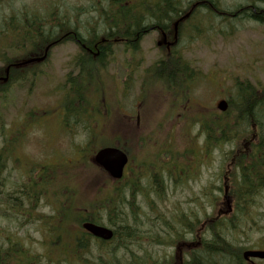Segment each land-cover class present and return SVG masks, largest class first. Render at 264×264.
<instances>
[{
    "label": "trees",
    "instance_id": "1",
    "mask_svg": "<svg viewBox=\"0 0 264 264\" xmlns=\"http://www.w3.org/2000/svg\"><path fill=\"white\" fill-rule=\"evenodd\" d=\"M243 1L245 4L231 10L221 0H91L88 5L72 7L71 12L58 6L41 11L30 5L0 16V76L10 64L41 55L55 42L73 40L85 45L73 58L74 70L66 74V94L61 103L67 131L85 135L83 144L74 149L77 156L69 167L38 163L34 159L22 166L17 157V149L22 146L25 152L29 133L45 112L30 111L26 119L21 118L19 126L9 128L0 114V130L5 134L0 149V207L5 205V210L0 208V214L19 222L21 227L39 222L48 238V243H43L47 246L46 254L40 255L28 249L18 234L15 238L8 236L6 246L0 242V264H44L45 258L47 264H216V259L221 257L228 258L231 264H247L243 258L247 247L234 242L232 236L235 231L243 230L249 218L253 220L259 214V205L264 201V86L248 80L237 81V96L229 100L228 110L219 115L211 113L201 120L206 136L203 147L190 144L183 152L167 148L156 153L158 162L153 164L151 192L139 188L138 182L144 177L140 170L131 169L132 174L113 180L91 161L97 149L107 145L118 146L132 161L135 159L130 141L137 142L132 138L123 140L121 135L108 136L99 125L98 117L107 120V113L99 103L106 98L104 86L110 77L108 68L115 59L116 45L122 43L125 53L136 57L151 28L168 30L194 4L189 21L182 25L188 32L179 30L180 36L188 34L190 42L204 33L200 17L205 13L207 19L245 18L264 24V0ZM0 5L10 6L9 0H0ZM185 49L183 44L179 50L147 67L144 81L162 83L180 94L186 92L191 75L181 65ZM127 66L133 67V63ZM39 74L35 64L12 68L8 82H0V99L5 102L15 86L23 88L28 84L31 91ZM178 77L182 83L177 82ZM145 92H142L143 101L148 100ZM69 124L79 127L73 130ZM226 144L232 148L222 153L225 164L221 177L223 185L228 181L234 212L215 223L209 222V215L203 222L196 212L191 214L193 211L182 210L181 214L170 216L159 213L155 197L162 200L166 194L169 188L166 177L175 186L184 183L183 179L192 177L198 170L194 165L200 168L204 157ZM129 175L130 181L126 183L124 180ZM139 195L149 206L145 218L137 201ZM126 207L131 210V217L126 214ZM41 208L48 211L40 215ZM86 220L113 227V239L99 241L83 231L81 224ZM201 221L207 225L204 228L209 236L199 233ZM158 245L176 247L175 255L153 256L148 249ZM56 248L59 259L52 257ZM179 249L186 252L182 261L177 260ZM66 253L70 257H65Z\"/></svg>",
    "mask_w": 264,
    "mask_h": 264
},
{
    "label": "rangeland",
    "instance_id": "2",
    "mask_svg": "<svg viewBox=\"0 0 264 264\" xmlns=\"http://www.w3.org/2000/svg\"><path fill=\"white\" fill-rule=\"evenodd\" d=\"M90 2L91 0H9L10 6L0 5V16L2 18L8 15L14 8L30 5L39 7L41 11L48 7L58 6L71 12L72 7L85 6ZM243 2V0H221V4L224 7L232 8L231 10H235L240 4H245ZM207 17L206 13L200 17V19L202 18L201 28L204 31L201 38L190 42V38L185 35L182 39L186 47L183 55L192 66L191 83L186 92L182 91L180 94L162 83L144 81L145 69L163 59L167 51L162 46H157V41H161L162 38L156 32L149 33L142 40L141 52L134 58L133 55H126L119 50L122 45L118 46L115 59L108 68L110 77L106 82V92L109 100L106 99L104 102L106 104L111 102V114L103 122H101L102 117H98V119L101 120V127L110 128L107 133L111 137L121 135L123 140L132 138L137 142L130 141L131 147L136 146L133 147L135 159H133L131 169L140 170L144 175L138 182V186L143 192L152 191L150 187L152 186L153 164L158 162L156 153L167 148L183 152L190 147V144L197 145L199 148L204 146L206 136L201 125L196 123V118L201 117L200 119H202L208 114L220 113L221 111L217 108L220 100L236 98L237 81L248 80L256 85L264 86V24L245 18H231L225 21L221 17L211 19H207ZM77 51V45L71 41L57 45L51 51L48 62L44 66L38 67L43 73L35 81L31 91L28 90V86L23 88L15 86L9 92L5 102L0 99V114L8 128L13 125L14 127L19 126L21 118L26 119L30 111L35 113L38 110L53 111L45 115L44 119L36 124L38 126H35L29 133V140L25 145V152L29 156L25 154L22 146L17 149V151L19 150L17 157L22 166L36 160L38 163H56L69 167L72 159L74 160L77 156L74 149L78 144H83L85 135H73L67 130L60 129L61 125L58 126L61 112H58L57 106L65 94L63 90L65 74L71 69L69 62ZM126 60H134V63L139 66L135 69L136 79L130 84L129 91L127 93L125 91V95L124 92L122 93L121 102L123 104L119 105L116 102V97L122 92L120 80H123L124 76L128 74ZM197 75L199 76L197 77ZM114 79H116L115 82ZM177 82L182 83L180 77L177 78ZM143 91H146L148 100L145 101L144 106H141L139 99H142ZM180 97L184 99L180 100L179 106L171 107L172 101L178 103ZM138 117L139 122L143 124L141 123V128L135 130L136 122L139 123ZM125 121L131 126L127 125L128 129L124 131L119 124ZM131 127L134 130L130 129ZM140 135L141 137L143 135L144 139L138 143ZM4 137L5 134L2 135L0 130V145ZM231 148V144H226L222 148L218 147L212 150L205 158V164L200 169L198 177L188 181V184H179L174 188L176 183L169 182V188L162 200L154 196L158 212L170 216L171 214H181L182 210L193 211L191 214L196 215V212L202 221L208 215L216 214L218 208H214L211 199L213 196H217L222 200L223 190L220 192L218 189L224 187L221 176L225 162L222 153ZM141 162H145V164L140 166ZM14 164L17 165V163ZM130 175L124 180L126 183L130 181ZM12 181L15 185L16 175ZM6 187L7 182L5 189ZM205 193H209L211 196L207 198ZM221 200L219 207L226 208L227 205H222ZM137 201L142 206L144 212L142 217L145 218V214L149 215V206L142 195L138 196ZM262 203L258 208L259 214L255 215L253 220L249 218V222L243 225V230L239 233L235 231L232 236L234 242L237 241L248 249L264 251V201ZM0 208L5 210V205ZM38 211L41 212V215L48 209L41 208ZM125 212L128 216H132L129 207L125 208ZM199 227L200 224L197 225V229ZM44 231L39 222L21 227L19 222H13L6 215L0 214V242L4 246L7 244L5 240L7 241L8 236L15 238V235L18 234L28 249H31L35 254L42 255L46 253L47 249L43 243H48ZM201 232L204 236L210 235L208 231ZM175 249L174 246L158 245L148 250L155 257H172L175 255ZM53 252L52 257L59 259V249L56 248ZM185 253H183V257ZM67 256L70 257L69 253H66L65 257ZM185 257L189 258L187 255ZM44 261V264L48 263L46 258ZM256 262L264 264V261L261 260H256ZM216 264H231V262L228 258L221 257L216 259Z\"/></svg>",
    "mask_w": 264,
    "mask_h": 264
},
{
    "label": "water",
    "instance_id": "3",
    "mask_svg": "<svg viewBox=\"0 0 264 264\" xmlns=\"http://www.w3.org/2000/svg\"><path fill=\"white\" fill-rule=\"evenodd\" d=\"M195 7V6H194ZM191 12L186 13L182 16L179 21L175 23V29L177 31L178 24L181 20H184L190 16ZM49 48H47L48 50ZM47 57L45 54L42 57H32L28 60H25L21 65L32 63V62H40L43 61ZM9 67L7 69V76L3 79L5 81L8 80ZM228 102L226 100H221L218 103V108L222 111H226L228 109ZM128 155L126 152L121 150L118 147L108 146L100 149L96 155L94 156L93 161L103 167L114 179H121L124 175L125 166L128 163ZM225 200L229 202V196H225ZM83 228L91 233L92 235L99 237L104 240H111L114 237V231L106 226L98 225L89 221L83 223ZM245 259H250L253 257L264 259V251L262 250H246L243 253Z\"/></svg>",
    "mask_w": 264,
    "mask_h": 264
},
{
    "label": "flooded vegetation",
    "instance_id": "4",
    "mask_svg": "<svg viewBox=\"0 0 264 264\" xmlns=\"http://www.w3.org/2000/svg\"><path fill=\"white\" fill-rule=\"evenodd\" d=\"M182 25L184 24V23H181ZM180 25V24H179ZM181 25V27L179 26V30H184V28H183V26ZM171 28H172V26L171 27H169V29L165 32V31H163V30H161L159 27H157L156 29H151V32H156V33H158V34H160L161 36H164V39L162 40V47H165L166 48V50H168L169 51V53H172L176 48L178 49V47H180V40H182V38H183V36H180L179 35V33H178V36H177V38L175 37V35H174V25H173V34L171 33ZM166 33V34H165ZM165 37H166V41H165ZM159 44H160V42H158ZM83 48H85L84 46H83ZM76 56V55H75ZM181 65H185V67L187 66L186 65V63H185V61H183L182 63H181ZM128 75H125L124 76V78H123V80L121 81V88L122 89H124L125 88V80H126V77H127ZM2 81V80H1ZM119 103H121V101L119 100ZM138 120H139V117H138ZM60 125L61 126H63L65 129H67V127H65L64 126V124L63 123H60ZM120 125V127H122L123 129L122 130H126V129H128V128H126V126L128 125V126H131V124L130 123H127V122H124V123H121V124H119ZM36 126H38V125H36ZM71 129H76V128H78L79 126H75V125H72V124H69L68 125ZM141 123L139 122V123H137L136 122V124H135V129H137V128H141ZM70 128H68V129H70ZM70 129V130H71ZM130 129H132V127L130 128ZM143 138V135H142V137H141V139ZM130 157V156H129ZM130 165V160H129V164L127 165V171H126V169H125V173L127 174L128 172H129V169H128V166ZM167 179H169V178H167ZM219 189V191H220V187L218 188ZM219 212H221V210L219 211ZM212 222L213 223H215V220H212ZM205 231V230H204ZM195 242V241H194ZM258 264V263H256V261H249V260H247V264Z\"/></svg>",
    "mask_w": 264,
    "mask_h": 264
}]
</instances>
